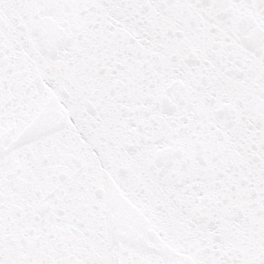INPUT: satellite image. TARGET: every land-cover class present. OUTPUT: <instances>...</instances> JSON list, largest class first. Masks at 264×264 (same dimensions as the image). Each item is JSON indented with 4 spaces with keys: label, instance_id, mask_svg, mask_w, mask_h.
Listing matches in <instances>:
<instances>
[{
    "label": "snow or ice",
    "instance_id": "6c2138e0",
    "mask_svg": "<svg viewBox=\"0 0 264 264\" xmlns=\"http://www.w3.org/2000/svg\"><path fill=\"white\" fill-rule=\"evenodd\" d=\"M0 264H264V0H0Z\"/></svg>",
    "mask_w": 264,
    "mask_h": 264
}]
</instances>
